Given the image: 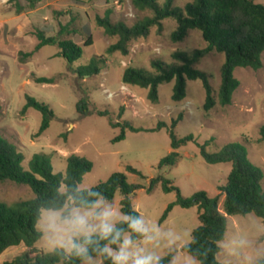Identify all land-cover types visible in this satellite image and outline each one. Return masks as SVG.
Segmentation results:
<instances>
[{"label": "rangeland", "instance_id": "374dc122", "mask_svg": "<svg viewBox=\"0 0 264 264\" xmlns=\"http://www.w3.org/2000/svg\"><path fill=\"white\" fill-rule=\"evenodd\" d=\"M3 1V0H0ZM166 0H158L162 5ZM193 0H172V5L182 8ZM264 4V0H254ZM0 6V21L17 16L31 9H37L29 16L32 25L25 32L18 29L19 20L10 22L2 29L0 24V135L13 144L22 154L21 166L28 169L35 154L49 157L54 174H65L66 158L71 154L84 157L92 162V169L81 182L90 187L106 181L113 173L124 174L128 184L142 186L129 199L132 208L162 233H172L177 239L169 245L161 238L153 247L161 258L172 254L169 262L177 258L178 264H199L182 247L191 240L192 232L199 226L196 207L182 208L174 205L162 220L167 207L177 199L176 191L163 192L159 184L150 191V179L159 174L169 179L180 194L189 198L204 191L211 198H219V210L223 213L221 189L226 186L232 163L209 164L201 156V145L212 154L219 152L229 143L241 144L247 152L249 163L262 172L261 186L264 189V141L260 140V127L264 124V52L262 66L257 70L237 68L233 76L239 86L232 95L231 103L221 107L216 104L208 112L203 104L206 91L201 80H186L185 97L181 101L172 99L175 80L157 87V100H148V89L125 86L121 74L125 67H134L153 72L151 62L159 60L166 64L175 62V51L192 52L203 49L206 43L197 29L188 31L178 42L171 39L176 27L173 19H164L162 28L153 26L144 39L133 40L126 56L116 52L108 55L105 67L98 75L80 77L75 68L88 63L90 58L106 55V48L115 42L95 23L96 16L103 17L109 11L112 22H123L132 26L144 17L152 15L149 10H139L132 0H90L77 5L72 0H39L29 8L22 0L23 11L17 13L12 4ZM72 20V21H71ZM88 23L92 32V45L82 48L80 59L69 65L57 56V46L46 45L35 51L32 57L20 62L21 53L34 50L37 39L34 32L41 26L51 25L50 35H56L59 24H70L76 32L64 34L61 38L71 39L82 45L86 36L81 27ZM10 26V27H9ZM225 55L211 52L202 57L195 67L209 75L212 94L217 100L221 84V67ZM55 78L54 83H36L34 78ZM26 97L43 102L53 112L49 127L38 135L42 115L33 108L22 113ZM81 98L91 102L90 112L82 116L76 104ZM106 110L113 122H129L140 131L124 130V138L114 141L122 127L110 125L107 116H99L94 110ZM173 131L178 138L188 135L194 140L177 150L178 162L172 167L158 169L160 161L171 151L169 129L179 115ZM159 123L165 127L153 130ZM132 168L135 172L128 170ZM34 198L27 185L11 181L0 182V202L12 206L19 201ZM122 195L116 193L112 202L121 210ZM226 230L219 242L216 260L221 264H247L248 257L255 249L264 248V226L262 220L250 213L247 215H225ZM247 242V244H245ZM40 254L42 242L35 243ZM26 248L23 244L10 247L0 254V264L13 260ZM101 264V259L98 258ZM62 264V263H57Z\"/></svg>", "mask_w": 264, "mask_h": 264}, {"label": "trees", "instance_id": "16d2710c", "mask_svg": "<svg viewBox=\"0 0 264 264\" xmlns=\"http://www.w3.org/2000/svg\"><path fill=\"white\" fill-rule=\"evenodd\" d=\"M29 8L39 0H25ZM90 0H72L74 4L84 5ZM17 13L23 11L22 0H8ZM133 6L139 10H149L152 15L144 17L127 26L123 22H112L109 11L103 17L96 16L97 27L109 36L114 37L115 42L110 44L105 51L106 55H98L90 58L87 64L75 68L80 77L98 75L105 67L108 55L116 52L123 56L129 53V44L133 40L144 39L149 35L153 26L162 28L164 19H173L176 27L171 34L174 42L182 41L189 30L197 29L201 32L206 47L194 50L190 53L175 51L172 58L175 62L166 64L159 60L151 62L153 72L140 68L125 67L121 74V82L125 86H136L148 89L147 98L151 102L157 100L158 85L175 80L172 99L181 101L185 97L186 80H201L206 91V98L203 104L205 112L210 111L219 104L221 107L231 103L232 95L238 88L239 82L233 76L237 68H250L257 70L261 68V55L264 52V4L256 3L254 0H193L186 3L182 8L172 5V0H166L162 5L158 0H132ZM72 21V20H71ZM86 39L79 45L71 39L61 38L64 34L76 32L70 29V24H59L56 35H50L51 25L41 26L34 32L37 43L34 50L21 53L20 62L32 57L35 51L43 46L52 45L59 48L57 56L66 60L69 65L80 59L82 48L92 45V32L88 23L81 27ZM211 52H219L225 55V62L221 67V84L217 100L212 94L209 83V75L195 67V64L205 55ZM36 83H54L55 78H34ZM33 108L41 113L42 122L39 134L48 127L53 112L43 102L32 97H26V104L22 109ZM89 99L81 98L77 104V112L85 116L91 110ZM94 112L99 116H107L110 125L121 126L120 135L114 140L124 138V130L140 131L134 128L129 122L115 123L112 121L109 112L97 110ZM1 113V105H0ZM182 119L180 114L172 121L169 129L171 151L158 164V169L172 167L180 159L177 152L179 148L193 141L191 135L178 138L173 128ZM165 127L159 123L153 130ZM260 140L264 141V124L260 127ZM201 156L209 164L232 163V169L227 178V184L221 189L223 196L222 209L219 210V198H211L204 191L194 193L191 197H183L173 183L159 174L156 178L150 179V191L159 184L163 192L176 191V201L169 205L164 212L162 220L174 205L182 208L196 207L199 226L192 232L190 242L182 247L190 256L195 258L199 264H221L216 260L219 252V242L223 239L226 230L225 215H247L254 214L262 220L264 226V189L261 186L262 172L259 168L251 165L247 160L245 148L236 142L225 145L217 153H208L205 145H201ZM22 154L7 139L0 135V182L11 181L19 185H27L34 198L19 201L12 206L0 202V254L6 249L23 244L26 248L13 260L5 261L3 264H80L76 259L65 261L58 254L37 253L35 243L39 239V233L34 230V218L38 206L47 200L53 191V187H59L60 182L76 183L81 182L83 176L92 169V162L84 157L71 154L66 158L65 174L52 172L49 157L44 154H35L29 161L28 169L21 166ZM128 170L135 172L134 169ZM142 186L128 184L124 174L113 173L106 181L96 185L95 190L101 191L110 201L116 193L122 195L121 211L129 214H138L131 205L130 195L134 194ZM264 237V235H263ZM172 254L168 253L161 259V264H169ZM101 264H109L102 260Z\"/></svg>", "mask_w": 264, "mask_h": 264}, {"label": "clouds", "instance_id": "9594fccd", "mask_svg": "<svg viewBox=\"0 0 264 264\" xmlns=\"http://www.w3.org/2000/svg\"><path fill=\"white\" fill-rule=\"evenodd\" d=\"M95 188L82 182H60L53 187L34 218L41 252L80 264H100L98 258L109 264H161L153 242L164 238L171 246L177 238L162 233L143 215L122 212ZM246 260L247 264H264V248L255 249ZM171 264H178L177 258Z\"/></svg>", "mask_w": 264, "mask_h": 264}, {"label": "crops", "instance_id": "0c3cea01", "mask_svg": "<svg viewBox=\"0 0 264 264\" xmlns=\"http://www.w3.org/2000/svg\"><path fill=\"white\" fill-rule=\"evenodd\" d=\"M3 1H5V0H3ZM3 1H0V6H1L2 9L3 8H6V6L9 5V4L3 3ZM7 2H8V0H7ZM36 10L37 9H31V10L25 12V13L24 12L21 13L20 15L10 16V17H7V18L2 19L0 21V24L2 26V29L6 28L9 25L10 22L19 20L21 22V25L19 23L17 25L19 31L20 32H25V30L27 29V27H30V25H32V22H31L29 16L32 15V14H34L36 12Z\"/></svg>", "mask_w": 264, "mask_h": 264}]
</instances>
